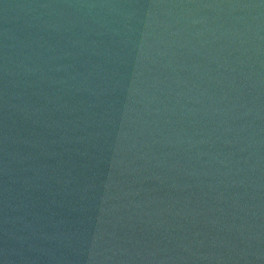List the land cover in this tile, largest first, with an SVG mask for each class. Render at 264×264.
I'll return each mask as SVG.
<instances>
[{
    "label": "water",
    "instance_id": "obj_1",
    "mask_svg": "<svg viewBox=\"0 0 264 264\" xmlns=\"http://www.w3.org/2000/svg\"><path fill=\"white\" fill-rule=\"evenodd\" d=\"M0 264H264V0H0Z\"/></svg>",
    "mask_w": 264,
    "mask_h": 264
}]
</instances>
